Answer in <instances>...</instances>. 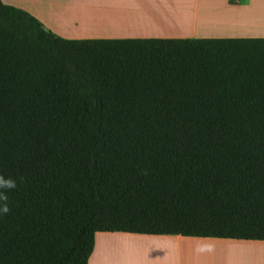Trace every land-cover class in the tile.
Here are the masks:
<instances>
[{
	"label": "trees",
	"instance_id": "1",
	"mask_svg": "<svg viewBox=\"0 0 264 264\" xmlns=\"http://www.w3.org/2000/svg\"><path fill=\"white\" fill-rule=\"evenodd\" d=\"M0 264H87L98 231L264 240V37L65 39L0 0Z\"/></svg>",
	"mask_w": 264,
	"mask_h": 264
},
{
	"label": "crops",
	"instance_id": "2",
	"mask_svg": "<svg viewBox=\"0 0 264 264\" xmlns=\"http://www.w3.org/2000/svg\"><path fill=\"white\" fill-rule=\"evenodd\" d=\"M1 1L29 12L57 38L264 37V0ZM124 233L136 242L160 245L167 256L172 253L177 258L178 261L174 264H186L183 260L184 254L186 257H193L194 254H199L198 249L205 256L208 246L223 250L229 256V263H234L232 253L221 245L248 243L244 240H249L181 234ZM93 252L94 247L87 264H91ZM261 264H264L263 255Z\"/></svg>",
	"mask_w": 264,
	"mask_h": 264
},
{
	"label": "rangeland",
	"instance_id": "3",
	"mask_svg": "<svg viewBox=\"0 0 264 264\" xmlns=\"http://www.w3.org/2000/svg\"><path fill=\"white\" fill-rule=\"evenodd\" d=\"M124 234V232H96L91 264H174L178 261L172 253L167 256L160 245L136 242ZM244 242L248 243L221 245L232 253L234 263H229L226 252L211 246L206 249V255L209 251L207 256L198 249L199 254H194L193 257H186L184 254L183 260L186 264H261L262 255L264 257L262 252L264 241L244 240Z\"/></svg>",
	"mask_w": 264,
	"mask_h": 264
},
{
	"label": "clouds",
	"instance_id": "4",
	"mask_svg": "<svg viewBox=\"0 0 264 264\" xmlns=\"http://www.w3.org/2000/svg\"><path fill=\"white\" fill-rule=\"evenodd\" d=\"M16 187V183L11 178H5L0 175V211L7 213L9 211L7 201V195L5 190H11Z\"/></svg>",
	"mask_w": 264,
	"mask_h": 264
}]
</instances>
